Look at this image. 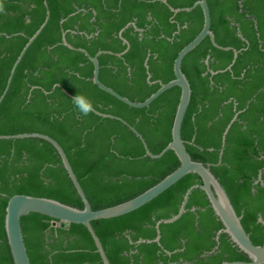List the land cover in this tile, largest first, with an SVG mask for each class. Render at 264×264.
<instances>
[{"label":"trees","instance_id":"trees-1","mask_svg":"<svg viewBox=\"0 0 264 264\" xmlns=\"http://www.w3.org/2000/svg\"><path fill=\"white\" fill-rule=\"evenodd\" d=\"M44 1L49 19L25 52L0 103V135L41 133L57 141L92 210L128 201L177 169V156L171 150L159 159L146 156L127 125L94 112L82 116L71 99L80 93L95 111L125 121L156 155L171 141L180 88L168 89L147 107H130L92 82L91 61L63 45L62 34L71 46L90 56L111 52L98 56L100 82L133 102H143L160 84L174 79L177 54L203 25L199 6L176 14L170 7H191L198 0H166L167 4L162 0H3L0 96L15 60L45 20ZM206 1L215 42L238 54L234 59L231 50L214 47L206 37L184 57L181 69L191 97L181 139L192 160L209 165L251 242L262 245L264 0ZM123 39L129 48L118 57L115 54L127 48ZM201 183L199 175L189 173L132 212L91 222L110 264L249 262L228 235L218 234L223 225L200 189L191 192L178 220L160 225L159 243L153 242L156 223L176 215L186 191ZM18 194L83 209L51 144L39 139L0 140V264H13L4 219L8 200ZM20 224L31 264H103L81 224L61 226L36 213L23 216Z\"/></svg>","mask_w":264,"mask_h":264},{"label":"water","instance_id":"water-1","mask_svg":"<svg viewBox=\"0 0 264 264\" xmlns=\"http://www.w3.org/2000/svg\"><path fill=\"white\" fill-rule=\"evenodd\" d=\"M162 2L164 4H167L166 0H162ZM44 6L46 9L45 20L41 24V26L37 29V31L28 39L27 43L25 44L20 54L18 55L17 59L15 60L10 70L5 88L0 96V103L4 99L10 87L15 70L19 65L20 61L22 60L25 52L27 51L29 46L33 43V41L37 38V36L41 33L42 29L45 27V25L48 22L50 13L46 1H44ZM198 6L201 8L203 13V25L200 32L196 35V37L190 43L184 46L177 54L173 63L174 79L169 81L168 83L160 84V87L143 102H133L100 82L98 77L99 75L98 56L101 54H112L111 52L99 51L94 56H90L85 50L76 49L73 46H71L66 41L64 34H62L63 45H65L69 49L77 50L84 53V55L87 56L88 59L91 61L93 65L92 82L100 90L110 94L111 96L115 97L116 99H118L119 101L123 102L124 104L130 107L133 108L147 107L158 96H160L168 89L172 87L180 88L179 102L176 108L172 129H171V141L159 154L156 155L151 153L143 137L134 128L129 126L125 121L121 120L118 117L102 114L95 110L93 111L97 115H100L102 117L114 118L121 121L123 124L127 125L129 129L140 139L144 147L146 156L152 159H159L167 151L171 150L177 156L180 164L178 168L175 169L172 173L164 177L160 182H158L156 185L152 186L148 190L144 191L140 195L114 206H110L100 210H92L91 205L67 159L64 150L57 141H55L50 136L41 133L0 135V140L39 139L51 144L54 147V149L57 151L61 159L62 165L66 170L69 179L71 180L78 196L80 197L83 203V209H79L49 198L27 196L21 194L10 197L5 209L4 228H5L6 237L10 248L13 264H31L27 254V250L22 234L21 224H20L21 218L23 216L28 215L29 213H36L49 217L53 220H57L61 226H63L64 224H81L85 226L95 244L96 251L100 255L102 263L110 264L104 252L102 244L92 227L91 222L97 223L99 220L102 219L115 218L130 213L140 208L141 206L145 205L146 203L150 202L154 198H156L158 195H160L162 192H164L166 189H168L170 186L175 184L178 180H180L182 177H184L189 173H195L199 175V177L202 180V183L193 185L186 191L176 215L168 219L160 220L156 223V237L153 239V242L159 243L160 225L172 223L178 220L182 216V214L185 213L186 211V204L191 192L195 189H200L204 191V193L206 194L207 199L215 215L218 217V219L221 221L223 225V228L218 232V234L225 233L226 235H228L230 240L241 251H243L246 255H248L250 259L249 262L235 261V262H223L221 264H264V242L262 245H254L251 242L249 236L245 232L240 222V217L237 216L225 190L223 189L217 178L210 171L209 165H205L201 162L192 160V158L190 157L189 153L186 150L184 141L181 139V126L191 97L190 84L181 69V64L184 57L189 52H191L195 47H197V45H199V43L206 37L210 39L214 47L223 50H231L234 54V59L237 57L238 54L237 50L230 47L223 48L215 42L214 35L210 30L211 19H210V12L206 0H198L191 7L177 8V9L170 7V11L173 12L174 14L179 12H190ZM121 32L122 31H120L119 33L120 35ZM123 43L127 45V48L125 51L115 54L118 57L124 55L129 48V44L125 39H123ZM230 67L231 65L228 66L227 69H230ZM235 118L236 116H234L231 123L235 120ZM231 123L226 127L224 131L223 139H222L223 143H224V137L227 134ZM221 155H222V151L220 152L219 162L221 160ZM259 221H261V219ZM52 225H56V222H53Z\"/></svg>","mask_w":264,"mask_h":264},{"label":"clouds","instance_id":"clouds-1","mask_svg":"<svg viewBox=\"0 0 264 264\" xmlns=\"http://www.w3.org/2000/svg\"><path fill=\"white\" fill-rule=\"evenodd\" d=\"M5 5L3 0H0V14L4 13ZM72 104L82 116H88L94 111V105L84 95L78 93L71 99Z\"/></svg>","mask_w":264,"mask_h":264},{"label":"rangeland","instance_id":"rangeland-1","mask_svg":"<svg viewBox=\"0 0 264 264\" xmlns=\"http://www.w3.org/2000/svg\"><path fill=\"white\" fill-rule=\"evenodd\" d=\"M56 225H58V224H56ZM56 225H55V226H56Z\"/></svg>","mask_w":264,"mask_h":264}]
</instances>
